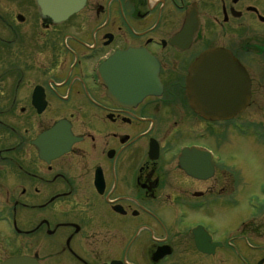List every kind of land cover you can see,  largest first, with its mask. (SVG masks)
I'll use <instances>...</instances> for the list:
<instances>
[{
    "label": "flooded vegetation",
    "instance_id": "obj_1",
    "mask_svg": "<svg viewBox=\"0 0 264 264\" xmlns=\"http://www.w3.org/2000/svg\"><path fill=\"white\" fill-rule=\"evenodd\" d=\"M260 12L242 0H84L54 22L36 0H0V264H264V185L242 200L217 152L230 131L264 149L263 116L239 123L264 113ZM211 49L246 72L240 111L233 82L219 84L225 99L203 66L186 89ZM140 51L159 91L137 101Z\"/></svg>",
    "mask_w": 264,
    "mask_h": 264
},
{
    "label": "water",
    "instance_id": "obj_2",
    "mask_svg": "<svg viewBox=\"0 0 264 264\" xmlns=\"http://www.w3.org/2000/svg\"><path fill=\"white\" fill-rule=\"evenodd\" d=\"M39 8L42 9H54V14H49V16L55 20L62 21L63 19H66L71 14L78 11L84 3V0H37ZM53 2V3H52ZM59 3V11L56 10L57 5ZM191 25L190 15L187 14L185 22H184V28ZM195 29V27H194ZM193 29V30H194ZM194 33V31H193ZM131 53V52H130ZM132 54V53H131ZM135 57H137L135 55ZM214 58L218 59L215 60ZM232 56L223 49H214L207 51L200 55V58L198 59V64L195 66L191 73L193 78L188 79V83H186V89L190 87V80L193 79L194 82L199 81L202 82V78H196L194 76V73L196 70L201 68L203 66V73L207 75L209 73V77L207 78V81L214 80L218 84L222 83H232L231 90L234 91L235 97L234 99L238 100L233 101L230 106H235V108H238L240 111L244 105H246L249 97L248 89H249V81L246 75V72L240 65H238L235 61H233ZM134 62H130V66L133 65ZM214 73V74H213ZM222 73L225 75L223 76ZM138 75H139V81H140V93L137 95H134L136 100L140 99V101L148 96V95H154V90L157 89L159 91V81L157 79V66L154 62V60L149 57L145 52L140 51V63L138 66ZM211 86V85H210ZM219 88L225 89L224 91V97L225 99L228 97V89L226 86H220ZM195 88V87H193ZM214 88H216L214 86ZM191 92V91H190ZM189 92V93H190ZM157 95V94H156ZM131 97V96H130ZM134 97V98H135ZM191 97L195 99L198 97V93L192 92ZM194 107H196V103H193ZM240 107V108H239ZM226 115H228V111H225ZM233 115V114H232ZM26 259H9L4 264H27ZM33 264H36L33 260L30 262Z\"/></svg>",
    "mask_w": 264,
    "mask_h": 264
},
{
    "label": "rangeland",
    "instance_id": "obj_3",
    "mask_svg": "<svg viewBox=\"0 0 264 264\" xmlns=\"http://www.w3.org/2000/svg\"><path fill=\"white\" fill-rule=\"evenodd\" d=\"M243 5H260V13L264 16V0H242ZM255 8V7H254ZM255 29L253 31L259 32V24L257 21ZM258 23V24H257ZM253 74H261L264 76V67L257 65L256 69L253 70ZM254 110L250 109L238 119L252 121L257 120L255 115H262V120H264V113L262 112H253ZM244 125V124H243ZM215 139V137H214ZM221 143V141H208L209 146H215ZM222 157V163L224 167H227L230 171L236 174L238 182L234 184V188L238 189V192L241 194L242 200L248 194H252L259 185H264V149L258 146L257 141H254L251 138V134L242 135L241 133L230 131L223 139V147H219L218 151ZM229 179V178H228ZM226 176L225 182L228 180ZM228 183L230 181L228 180ZM226 206H229L227 201L225 202ZM228 215H226L225 220L222 224V227H227L230 222H228V216H243L245 214L244 208L242 205L239 207H231L228 210ZM3 224L0 222V229ZM1 232V231H0Z\"/></svg>",
    "mask_w": 264,
    "mask_h": 264
}]
</instances>
